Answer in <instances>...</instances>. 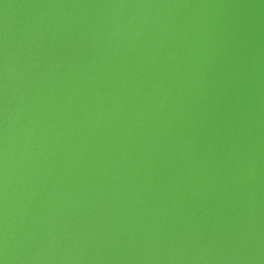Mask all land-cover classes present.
I'll list each match as a JSON object with an SVG mask.
<instances>
[{
    "label": "water",
    "instance_id": "water-1",
    "mask_svg": "<svg viewBox=\"0 0 264 264\" xmlns=\"http://www.w3.org/2000/svg\"><path fill=\"white\" fill-rule=\"evenodd\" d=\"M5 226L8 264H264V0H0Z\"/></svg>",
    "mask_w": 264,
    "mask_h": 264
},
{
    "label": "clouds",
    "instance_id": "clouds-1",
    "mask_svg": "<svg viewBox=\"0 0 264 264\" xmlns=\"http://www.w3.org/2000/svg\"><path fill=\"white\" fill-rule=\"evenodd\" d=\"M170 58H174V56H172L170 54ZM2 71H3V76H4V79H5L4 88H5V97H6V93H7V78L9 76L8 60H7L6 56H5V59H4ZM4 112H5V124H6V121H7V107L6 106H5ZM4 155H5L4 166H5V170H6V168H7V159H6V156H7V133L6 132H5ZM254 174L255 173L253 172V175ZM4 195H5V199H6L7 198V181H6V179H5V184H4ZM33 259L34 260H40L41 257L39 255H37ZM8 261H9V255H8V230H7V227L5 226L4 231H3V252H2V255H0V264H8Z\"/></svg>",
    "mask_w": 264,
    "mask_h": 264
}]
</instances>
